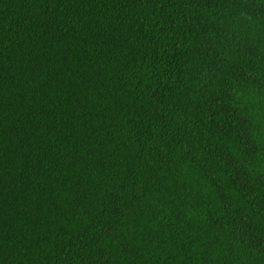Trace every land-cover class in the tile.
<instances>
[{"label": "trees", "instance_id": "trees-1", "mask_svg": "<svg viewBox=\"0 0 264 264\" xmlns=\"http://www.w3.org/2000/svg\"><path fill=\"white\" fill-rule=\"evenodd\" d=\"M0 264H264V0H0Z\"/></svg>", "mask_w": 264, "mask_h": 264}]
</instances>
